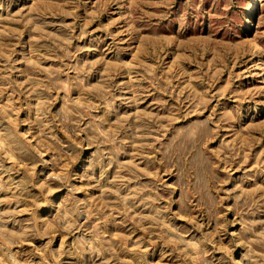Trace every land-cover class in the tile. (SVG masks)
Masks as SVG:
<instances>
[{"label":"rangeland","instance_id":"rangeland-1","mask_svg":"<svg viewBox=\"0 0 264 264\" xmlns=\"http://www.w3.org/2000/svg\"><path fill=\"white\" fill-rule=\"evenodd\" d=\"M0 264H264V0H0Z\"/></svg>","mask_w":264,"mask_h":264}]
</instances>
